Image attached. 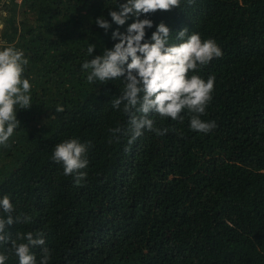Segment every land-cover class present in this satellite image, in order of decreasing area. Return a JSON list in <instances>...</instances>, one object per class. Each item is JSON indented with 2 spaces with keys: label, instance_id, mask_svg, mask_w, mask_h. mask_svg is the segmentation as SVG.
Listing matches in <instances>:
<instances>
[{
  "label": "trees",
  "instance_id": "1",
  "mask_svg": "<svg viewBox=\"0 0 264 264\" xmlns=\"http://www.w3.org/2000/svg\"><path fill=\"white\" fill-rule=\"evenodd\" d=\"M1 2L0 50L24 52L32 85V107L17 108L21 125L0 146V198L10 197L14 216L31 217L6 226L11 239L43 232L49 264H264V0H180L140 17L153 21L146 41L164 23L170 44L187 28L223 55L195 73L215 77L201 117L214 130L192 131L186 111L182 121L153 113L155 127L169 131L145 130L131 144L129 116L111 105L123 79L89 83L81 70L118 42L113 31L134 22L112 23L109 13L125 0ZM100 16L108 31L95 23ZM115 127L119 139L109 142ZM73 138L89 144L80 186L52 160L55 146ZM10 249L0 245L5 264H19ZM41 252L31 248L37 264Z\"/></svg>",
  "mask_w": 264,
  "mask_h": 264
},
{
  "label": "clouds",
  "instance_id": "2",
  "mask_svg": "<svg viewBox=\"0 0 264 264\" xmlns=\"http://www.w3.org/2000/svg\"><path fill=\"white\" fill-rule=\"evenodd\" d=\"M194 3L195 0H189ZM180 7V0H125L119 4L118 10L109 13L112 23L124 26L127 21L135 18L128 25L126 32L117 28L112 32V39L118 41L111 49L104 48L101 55L86 60L82 71H86L87 81L102 85L110 80L123 79L124 86L120 95L111 101L114 109L129 116L126 135L128 143H133L144 134L154 132L157 136L165 135L169 129L155 127L151 114L161 118L183 120L182 112H187L192 131L208 134L217 125L215 121L201 119L213 100L215 77L209 76L207 81L195 74L199 68L208 65L214 58L223 55L215 40H202L199 33H188L184 28L177 33L178 44H170L171 30L164 23L156 26L150 40L146 41V29L153 27L151 19H140L142 15L156 11H170ZM6 15V13H5ZM95 23L105 31L112 24L103 16ZM4 25L0 23V29ZM97 45L90 43L87 54L91 57ZM29 63L23 51L15 47L0 50V146L8 147V141L14 131L20 127L17 108L30 109L32 97L29 79L23 78L25 67ZM193 74L189 76V72ZM64 109L57 106L56 111ZM122 129L110 128L112 138L119 139ZM88 143L73 138L55 146L52 160L63 166L65 176H73L75 184L80 186L86 180V169L89 161ZM0 245L11 242L10 251L18 258L19 264H37V258L31 248L41 247L39 264H49L52 251L45 247L43 232L18 233L13 240L6 231V226L28 223L31 217L15 215V208L8 195L0 198ZM19 241H26L17 243ZM8 255L0 253V264H5Z\"/></svg>",
  "mask_w": 264,
  "mask_h": 264
},
{
  "label": "rangeland",
  "instance_id": "3",
  "mask_svg": "<svg viewBox=\"0 0 264 264\" xmlns=\"http://www.w3.org/2000/svg\"><path fill=\"white\" fill-rule=\"evenodd\" d=\"M18 1H21V0H18ZM6 12H7V8H6V6L1 2V3H0V15L5 14ZM0 23H2V24L4 25L3 21H1V18H0Z\"/></svg>",
  "mask_w": 264,
  "mask_h": 264
}]
</instances>
